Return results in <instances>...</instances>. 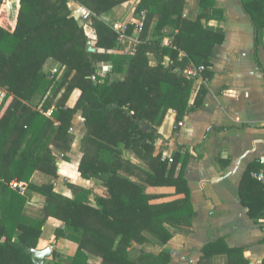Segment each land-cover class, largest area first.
Instances as JSON below:
<instances>
[{"label":"trees","instance_id":"1","mask_svg":"<svg viewBox=\"0 0 264 264\" xmlns=\"http://www.w3.org/2000/svg\"><path fill=\"white\" fill-rule=\"evenodd\" d=\"M75 1L93 13V49L68 0H19L13 28L0 25V88L6 91L0 103V264H34L28 250L38 248L50 218L62 223L54 230L55 240L75 247L70 258L53 251L52 260L45 262V257L43 264H93L91 255L101 264H168L167 251L154 254L142 245L147 234L167 243L175 230L191 225L195 210L184 175L190 153L179 145L171 160L154 154L160 135L141 121L153 123L173 109L178 124L201 106L206 86H198L190 103L193 83L211 77L213 47L224 40L223 30L205 27L201 19H222L223 13L214 0H199L202 12L190 20L183 16L184 0H139L136 11L146 10L140 41L133 54H118L110 52L117 45L112 25L126 0ZM239 1L255 29L254 58L260 65L256 32L264 28V0ZM164 36L170 37L168 45L162 44ZM149 54L156 57L155 64ZM48 58L59 63L55 72H43ZM102 62H110L111 72L121 76L98 74ZM190 64L201 66L198 76L185 75ZM77 113L86 127L77 170L83 178H98L104 188L94 194V203L90 189L67 183L73 194L67 196L52 182L32 181L36 171L57 176L53 148L70 150ZM11 181L20 183L23 192L22 186L11 187ZM147 186H173L174 192L151 194ZM32 196L42 200L40 216L26 211ZM169 196L174 197L153 201ZM241 203L251 217H264V190L258 202L241 195ZM201 251V263L226 253V264H250L242 249L227 246L222 238L207 242Z\"/></svg>","mask_w":264,"mask_h":264},{"label":"crops","instance_id":"2","mask_svg":"<svg viewBox=\"0 0 264 264\" xmlns=\"http://www.w3.org/2000/svg\"><path fill=\"white\" fill-rule=\"evenodd\" d=\"M138 1L126 0L121 3L117 9L116 23L134 21ZM68 6L78 23L85 30L89 29L86 33L90 48L93 49L95 32L89 26V20L83 21L75 13L82 5L75 0H68ZM213 6L221 9L223 18H202L201 22L203 26L213 30H223L224 40L213 47L211 77L206 81L198 77L193 83L190 103L198 86L202 82L206 86L201 106L190 111L178 124L173 109L165 111L153 123L141 121L143 127L150 125L160 135L154 143V154H161L163 158L171 160L177 146L181 145L183 151H189L184 175L195 216L190 226L175 230L167 243L147 234L148 241L142 246L154 254L167 251L171 257L168 264H226V253H216L203 263L199 261L202 247L207 242L222 238L227 246L242 249L243 256L250 264H260L264 258V217H251L248 208L241 203V195L247 201L258 202L263 191L252 173L264 169V28L256 32V50L260 60L258 65L254 58L255 29L240 1L214 0ZM18 9L19 0H1L0 25L11 30ZM201 12L199 0H184V17L194 20ZM154 24L155 20L150 29ZM169 43L170 37L164 36L162 44ZM149 58L152 64L156 63L153 54H149ZM163 62L168 64L169 58L165 57ZM193 66L195 65L190 64L185 68L187 77L198 76L187 75L186 70ZM50 67L53 72L60 65L48 58L43 65V72L47 73ZM111 68L110 62H102L97 73L101 76L109 74L112 78L121 76L112 73ZM0 90L6 92L3 88ZM74 102L67 104L72 106ZM174 127L176 132H173ZM70 132L73 134V141L64 156L63 152L53 148L56 155L60 153L56 157L57 176L36 171L32 181L38 184L52 182L57 192L67 196L73 195L67 183L90 189V199L94 203V194L103 193L104 188L98 178H83L77 170L82 155L81 139L86 132L83 118L78 113L73 116ZM128 157L132 162H138L133 155L129 154ZM179 166L180 164L177 165L176 173ZM146 192L168 194L174 192V187L147 186ZM172 197L174 196L159 197L153 201ZM54 221L58 220L50 218L49 225L53 226ZM43 243L45 241L40 238L38 248ZM134 247L139 248L140 245L134 244ZM95 260L101 264L99 258L91 255L90 261L93 263Z\"/></svg>","mask_w":264,"mask_h":264},{"label":"built area","instance_id":"3","mask_svg":"<svg viewBox=\"0 0 264 264\" xmlns=\"http://www.w3.org/2000/svg\"><path fill=\"white\" fill-rule=\"evenodd\" d=\"M93 13L86 7L81 6L77 9V18L88 21L90 20ZM146 19V10L137 11V16L134 21L131 22H123L116 23L113 26V29L117 33V45L111 50L113 53L118 54H133L136 48V45L139 43V33L141 32L144 22ZM129 25H132V30L129 32ZM201 66H193L190 70H186L188 76H196L199 75L201 71ZM56 71V70H54ZM5 92L0 90V99L4 97ZM51 110L47 112L50 115ZM253 178L261 185L264 190V169L254 171L252 173ZM11 187L17 188L22 186L20 183L16 181L10 182ZM24 187H21V192H23Z\"/></svg>","mask_w":264,"mask_h":264},{"label":"rangeland","instance_id":"4","mask_svg":"<svg viewBox=\"0 0 264 264\" xmlns=\"http://www.w3.org/2000/svg\"><path fill=\"white\" fill-rule=\"evenodd\" d=\"M77 12V10H75V13ZM86 31L89 32V29H87ZM52 67L48 68V70L46 71L48 72H52ZM55 72V71H53ZM118 76V75H116ZM76 94L74 93L72 96H70V98L68 99L67 103L72 104L75 100V96ZM58 152V151H57ZM62 152V151H59ZM64 156V152L62 153ZM60 153H57L56 157H59ZM41 209H42V200L40 197H35L32 196L30 201L27 204L26 207V211L28 214L30 215H34V216H40L41 215ZM49 220L46 221V223L43 226V233L41 234L40 238H42V240L45 241V243H43L40 248L38 249H43L46 247L51 248V253L49 256L46 257V261H51L52 260V252L53 251H57L60 256L64 257V258H70L72 256L73 253V249H74V244L66 241V240H55L54 237V230L57 226H61L62 223L59 221H54L53 226L49 225L50 223H48ZM44 261L42 262L45 263ZM94 264H98V261H93Z\"/></svg>","mask_w":264,"mask_h":264},{"label":"water","instance_id":"5","mask_svg":"<svg viewBox=\"0 0 264 264\" xmlns=\"http://www.w3.org/2000/svg\"><path fill=\"white\" fill-rule=\"evenodd\" d=\"M28 251L31 254V258H32L34 264H42L43 259L50 255L51 248H49V247H46L43 249L30 248Z\"/></svg>","mask_w":264,"mask_h":264}]
</instances>
